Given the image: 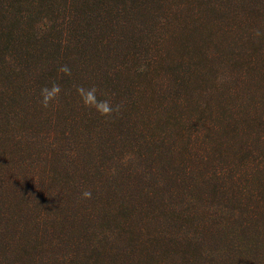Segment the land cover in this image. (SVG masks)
<instances>
[{
    "label": "trees",
    "instance_id": "16d2710c",
    "mask_svg": "<svg viewBox=\"0 0 264 264\" xmlns=\"http://www.w3.org/2000/svg\"><path fill=\"white\" fill-rule=\"evenodd\" d=\"M0 264H264V0H0Z\"/></svg>",
    "mask_w": 264,
    "mask_h": 264
},
{
    "label": "clouds",
    "instance_id": "9594fccd",
    "mask_svg": "<svg viewBox=\"0 0 264 264\" xmlns=\"http://www.w3.org/2000/svg\"><path fill=\"white\" fill-rule=\"evenodd\" d=\"M59 72L64 75L70 76L71 69L68 65H62L59 68ZM77 94L80 96L84 106L86 108L95 109L100 115L109 117L113 114V105L109 100H97V92L99 91L96 87H92L90 89H85L83 87H78L76 89ZM62 92L61 86L58 83L53 82L51 87H44L41 89V104L47 109L52 102L58 101V97ZM115 111H119V106H116ZM83 199H91L92 193L89 190H85L82 193Z\"/></svg>",
    "mask_w": 264,
    "mask_h": 264
}]
</instances>
